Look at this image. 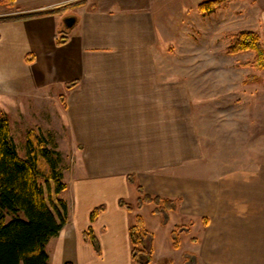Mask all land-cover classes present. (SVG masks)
I'll use <instances>...</instances> for the list:
<instances>
[{
    "label": "crops",
    "instance_id": "1",
    "mask_svg": "<svg viewBox=\"0 0 264 264\" xmlns=\"http://www.w3.org/2000/svg\"><path fill=\"white\" fill-rule=\"evenodd\" d=\"M15 1L12 11L0 0L8 10L0 17L84 3L0 24V110L10 127L11 110L16 130L52 137L61 158L74 153L67 169L76 180V200L47 246L51 264H134L129 229L137 215L149 232L146 216L164 228L176 220L171 233L186 226L182 235L196 245L187 251L196 264H264V158L232 167L227 158L213 160L202 142L198 112L210 96L190 95V83L166 66L165 37L180 34L166 32L175 29L170 9L192 0ZM192 3L198 9V0ZM214 13L202 15L209 23ZM67 16L77 17L69 32L62 29ZM64 36L68 41L58 45ZM73 81L78 84L68 89ZM137 185L146 194L178 201L166 224L154 205L134 212L119 205L121 199L137 202ZM100 205L105 210L91 224V212ZM90 225L101 255L84 240ZM181 248L182 242L176 250ZM153 255L151 264L165 260L157 259L154 242Z\"/></svg>",
    "mask_w": 264,
    "mask_h": 264
},
{
    "label": "rangeland",
    "instance_id": "2",
    "mask_svg": "<svg viewBox=\"0 0 264 264\" xmlns=\"http://www.w3.org/2000/svg\"><path fill=\"white\" fill-rule=\"evenodd\" d=\"M192 2L184 3V6L176 3L170 9L175 11L176 17L174 16L175 20L172 21L175 29L167 28L166 32L174 34L173 32L179 30L180 34L165 37L166 66L172 67L175 74L178 72L182 80L190 83V95L210 96L208 100L202 101V109L198 111L201 112L199 120L202 142L208 155L212 156L213 160L220 158L222 161L227 158L230 167L252 166L253 161L264 158V70L258 72L251 66L255 57L254 52L236 56L228 54L227 49L231 44L230 35L233 33L254 31L261 37L262 32L258 25L262 23L261 17L264 15V0L235 1L229 4L223 13H220L223 8L214 13L217 8L209 23L205 16L198 13L199 10ZM3 9L4 12H8L7 8L3 7L0 8V12ZM68 14L74 15L71 12ZM232 15L240 17L231 19ZM193 63L196 65L193 66ZM9 112L13 124L12 135L19 155L26 158L28 134L32 130L27 131L26 127L21 126L16 130L15 121L12 119L13 112L11 110ZM73 155L72 151L67 158L66 152H63L60 164L65 181L71 184V189L57 196L54 184L51 183L50 186L45 184L51 208L58 219L61 216L66 222L68 210L65 214L59 199L65 201L67 207L73 204L74 199L76 200L74 190L76 180L67 169L71 163L69 157L73 160ZM56 209L61 215L56 213ZM146 218L152 235V245L154 242L159 261L172 259L175 264H196L195 259L187 254L189 250L196 251V245L191 243L186 235H182V250H176L172 246L170 230L174 228L176 220L172 218L171 225L164 228L156 224V217ZM184 251L186 253L182 259Z\"/></svg>",
    "mask_w": 264,
    "mask_h": 264
},
{
    "label": "trees",
    "instance_id": "3",
    "mask_svg": "<svg viewBox=\"0 0 264 264\" xmlns=\"http://www.w3.org/2000/svg\"><path fill=\"white\" fill-rule=\"evenodd\" d=\"M228 1L230 0H204L199 4L198 10L201 14H210ZM15 2L3 0V4L10 9L15 7ZM83 4H70L56 11L1 16L0 24L52 15ZM230 37L228 54L254 52L255 57L251 66L258 72L264 70V43L257 32L240 31L231 34ZM67 41V37L64 36L57 40V44L62 45ZM77 84V81H73L67 84V88L71 89ZM62 100L65 102L64 97ZM61 161V153L54 139L35 131L28 134V156L22 158L12 135L10 120L0 110V264H51L47 246L52 238L60 234L66 220L61 216L58 219L51 208L45 184L50 186L53 183L57 196L67 190L68 184L60 167ZM128 182L135 185L133 175L128 177ZM137 191L140 196L135 204L121 199L119 205L129 212L141 210L145 205H154L153 212L162 214L163 223L166 224L169 213L177 208L178 201L146 194L140 185H137ZM59 202L67 214L66 202L61 199ZM56 210L58 214L59 210ZM104 210L105 206L100 205L91 212V224L95 223ZM187 231L186 226H177L172 231L171 238L175 249L180 248L181 235ZM83 236L96 253L101 255V245L92 225ZM129 236L132 262L151 264L154 261L152 235L141 215L136 216L135 224L129 229ZM162 264H174V261L165 259Z\"/></svg>",
    "mask_w": 264,
    "mask_h": 264
},
{
    "label": "water",
    "instance_id": "4",
    "mask_svg": "<svg viewBox=\"0 0 264 264\" xmlns=\"http://www.w3.org/2000/svg\"><path fill=\"white\" fill-rule=\"evenodd\" d=\"M76 22H77V17L76 16H67L64 19L65 31L69 32L75 26Z\"/></svg>",
    "mask_w": 264,
    "mask_h": 264
}]
</instances>
